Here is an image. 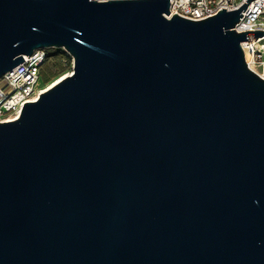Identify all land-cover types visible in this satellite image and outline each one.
I'll list each match as a JSON object with an SVG mask.
<instances>
[{"label":"water","instance_id":"95a60500","mask_svg":"<svg viewBox=\"0 0 264 264\" xmlns=\"http://www.w3.org/2000/svg\"><path fill=\"white\" fill-rule=\"evenodd\" d=\"M168 0H0V77L66 76L0 124V264H264V79Z\"/></svg>","mask_w":264,"mask_h":264},{"label":"built area","instance_id":"2783aa9c","mask_svg":"<svg viewBox=\"0 0 264 264\" xmlns=\"http://www.w3.org/2000/svg\"><path fill=\"white\" fill-rule=\"evenodd\" d=\"M168 3L169 16L166 18L176 14L187 20L201 21L215 16L222 9L232 12L246 4V0H168ZM242 16L235 24L234 32H264V0H251ZM240 47L248 68L250 63H255L259 70L264 69V36L251 43H240ZM22 59L24 62L0 77V124L19 119L26 103L37 102L41 94L58 83L43 82L41 69L46 60L45 50H35L29 56L23 55Z\"/></svg>","mask_w":264,"mask_h":264},{"label":"rangeland","instance_id":"374dc122","mask_svg":"<svg viewBox=\"0 0 264 264\" xmlns=\"http://www.w3.org/2000/svg\"><path fill=\"white\" fill-rule=\"evenodd\" d=\"M45 52L49 58L42 65L44 83L53 82L67 73H72V59L67 63V52L60 48H49Z\"/></svg>","mask_w":264,"mask_h":264},{"label":"bare ground","instance_id":"6f19581e","mask_svg":"<svg viewBox=\"0 0 264 264\" xmlns=\"http://www.w3.org/2000/svg\"><path fill=\"white\" fill-rule=\"evenodd\" d=\"M246 62L249 63V58L246 57ZM250 70H252L254 73H256L260 78L264 79V69H262L261 71H258L259 69L257 68V66L255 65V63H250L249 66ZM71 73H67L63 76H61L60 78L56 79L54 84H56L57 82L63 80L66 76H69ZM54 84H52L51 86H53Z\"/></svg>","mask_w":264,"mask_h":264},{"label":"trees","instance_id":"16d2710c","mask_svg":"<svg viewBox=\"0 0 264 264\" xmlns=\"http://www.w3.org/2000/svg\"><path fill=\"white\" fill-rule=\"evenodd\" d=\"M67 55V63H70L71 62V57L68 55V54H66ZM49 58V56H48V53H46V60ZM45 60V61H46ZM41 76H42V78H43V72H42V69H41Z\"/></svg>","mask_w":264,"mask_h":264}]
</instances>
